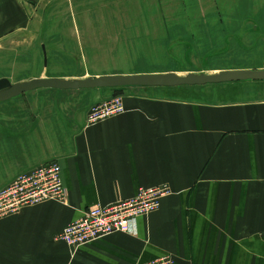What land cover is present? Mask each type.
Listing matches in <instances>:
<instances>
[{
	"label": "crops",
	"instance_id": "crops-1",
	"mask_svg": "<svg viewBox=\"0 0 264 264\" xmlns=\"http://www.w3.org/2000/svg\"><path fill=\"white\" fill-rule=\"evenodd\" d=\"M238 2L237 24L255 20ZM58 3L71 2L0 0V55L28 44L29 56L30 40L39 42L44 71L30 79L87 78L47 73L50 57L60 54L45 42L47 25L60 15L52 12ZM221 46L220 38L213 41L214 49ZM256 50L247 54L253 57ZM256 60L204 72L264 69V59L260 65ZM10 70L3 63L0 78L14 83ZM114 89L38 88L0 101V189L18 174L55 161L66 190L65 203L48 200L0 218V264H135L167 254L174 264H264V80L123 87L125 110L88 124L90 108ZM160 184L169 194L137 220L136 235L116 232L76 250L59 240L62 229L90 206Z\"/></svg>",
	"mask_w": 264,
	"mask_h": 264
},
{
	"label": "rangeland",
	"instance_id": "rangeland-1",
	"mask_svg": "<svg viewBox=\"0 0 264 264\" xmlns=\"http://www.w3.org/2000/svg\"><path fill=\"white\" fill-rule=\"evenodd\" d=\"M70 2L58 3L52 12L60 11V15L56 23L47 25L45 42L51 51L60 52L50 57L48 75L88 77L134 70L199 74L211 67L244 68L254 65V59L260 65L264 59V23L256 22L264 21V0H240L246 15H254L256 21L246 19L238 24L234 19L238 0ZM57 33L64 38L56 39ZM71 35L77 40H71ZM218 38L222 46L214 49L213 41ZM30 43L29 56L28 44L13 48L12 55H0V66L5 63L12 69L7 74L18 79L14 83L44 71L39 42ZM252 48L257 49L253 57L247 54ZM19 49L23 56L18 55ZM209 57L217 62L210 63Z\"/></svg>",
	"mask_w": 264,
	"mask_h": 264
},
{
	"label": "built area",
	"instance_id": "built-area-1",
	"mask_svg": "<svg viewBox=\"0 0 264 264\" xmlns=\"http://www.w3.org/2000/svg\"><path fill=\"white\" fill-rule=\"evenodd\" d=\"M125 110L123 99L116 95L93 105L87 115L88 124H96ZM61 168L55 161L39 164L18 174L0 189V218L13 215L23 207L48 200L66 202V190L60 177ZM169 194L165 184L139 187L135 195L107 205H92L83 216L68 223L59 240L76 250L81 245L112 233L137 234V220L156 211L161 199ZM135 264H174L171 255Z\"/></svg>",
	"mask_w": 264,
	"mask_h": 264
},
{
	"label": "water",
	"instance_id": "water-1",
	"mask_svg": "<svg viewBox=\"0 0 264 264\" xmlns=\"http://www.w3.org/2000/svg\"><path fill=\"white\" fill-rule=\"evenodd\" d=\"M44 60H46L44 54ZM264 80V69L259 70H222L217 73L174 72L161 74H106L83 79L33 78L24 82L11 83L7 78H0V101L15 97L38 88L51 89H93L123 87H175L183 85L221 84L228 82Z\"/></svg>",
	"mask_w": 264,
	"mask_h": 264
},
{
	"label": "trees",
	"instance_id": "trees-1",
	"mask_svg": "<svg viewBox=\"0 0 264 264\" xmlns=\"http://www.w3.org/2000/svg\"><path fill=\"white\" fill-rule=\"evenodd\" d=\"M113 91H114L113 95H120L123 92L122 89H120V88L114 89Z\"/></svg>",
	"mask_w": 264,
	"mask_h": 264
}]
</instances>
